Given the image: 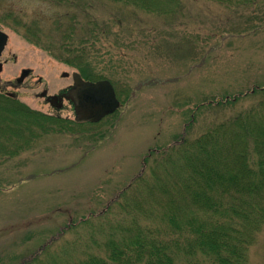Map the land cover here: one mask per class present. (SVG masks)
Listing matches in <instances>:
<instances>
[{"label":"rangeland","instance_id":"1","mask_svg":"<svg viewBox=\"0 0 264 264\" xmlns=\"http://www.w3.org/2000/svg\"><path fill=\"white\" fill-rule=\"evenodd\" d=\"M68 10L56 0L0 3L1 17L22 18L44 32L55 14ZM179 10L158 16L102 4L95 15L109 20L117 13L123 29L113 26L114 48L92 64L103 73L116 71L115 77L92 80L30 42L13 20L0 23L9 35L0 91L32 110L75 120L71 101L60 107L50 100L78 73L93 83L110 80L122 102L112 115L84 122L74 133L39 135L16 155H0V264H23L47 246L72 259L92 251L93 241L119 219L113 200L141 172L150 180L156 156L147 160L150 153L196 137L260 99L252 90L264 88V2L235 10L181 0ZM209 102L223 104L201 107ZM247 264H264V227Z\"/></svg>","mask_w":264,"mask_h":264},{"label":"trees","instance_id":"2","mask_svg":"<svg viewBox=\"0 0 264 264\" xmlns=\"http://www.w3.org/2000/svg\"><path fill=\"white\" fill-rule=\"evenodd\" d=\"M209 1L235 10L264 2ZM106 2L158 16L177 14L181 7V0H56L71 10L55 14L48 32L9 14L0 16V23L13 20L30 42L85 79L111 78L116 71L92 66L114 48L110 36L123 29L124 18L117 13L109 20L95 15ZM113 26L120 29L113 32ZM257 91L261 97L251 106L214 121L196 137L150 153L147 160L156 155L150 160V180L141 172L113 200L119 219L101 241H93L92 251L72 259L49 253L47 246L23 264H202L199 257L210 264H247L264 227V88L252 90ZM81 125L32 110L0 91L1 156L16 155L39 135L74 133Z\"/></svg>","mask_w":264,"mask_h":264},{"label":"water","instance_id":"3","mask_svg":"<svg viewBox=\"0 0 264 264\" xmlns=\"http://www.w3.org/2000/svg\"><path fill=\"white\" fill-rule=\"evenodd\" d=\"M8 39V34L0 28V58ZM2 70L3 63L0 62V71ZM28 72L25 70L22 78L26 77ZM73 78L77 87L70 94L69 99L74 103L77 122H97L104 116L114 113L121 106L110 80L104 79L93 83L83 80L78 73H74Z\"/></svg>","mask_w":264,"mask_h":264},{"label":"flooded vegetation","instance_id":"4","mask_svg":"<svg viewBox=\"0 0 264 264\" xmlns=\"http://www.w3.org/2000/svg\"><path fill=\"white\" fill-rule=\"evenodd\" d=\"M76 87H77V83L73 78V83L71 84V86H69V88L64 92H62L59 96L52 98L50 101L57 106L63 107L64 100L68 99L69 101H71V99H69V96L75 91Z\"/></svg>","mask_w":264,"mask_h":264}]
</instances>
